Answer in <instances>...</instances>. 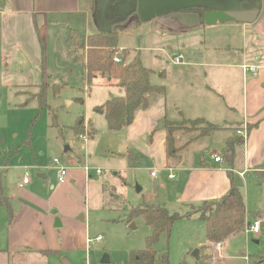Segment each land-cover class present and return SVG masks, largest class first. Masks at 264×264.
Masks as SVG:
<instances>
[{
	"label": "rangeland",
	"instance_id": "1",
	"mask_svg": "<svg viewBox=\"0 0 264 264\" xmlns=\"http://www.w3.org/2000/svg\"><path fill=\"white\" fill-rule=\"evenodd\" d=\"M96 6L94 0L91 7L92 18L95 16ZM177 13L184 12L173 14ZM169 15L172 14L160 15L149 21H139L136 19V12L133 13L120 24L116 45L120 52L125 48L140 51L142 64L153 70L151 74L154 73V81L151 83L164 84L157 79L163 76L157 75L165 71L168 75V87L172 91L169 73L174 69L170 60L174 55L195 51L196 53L191 55L199 59V53L203 52L199 50L198 41L203 35L204 39L217 40L216 45L219 47L232 44V49L233 34L237 29L228 30L221 26L210 29L198 23V26L186 32H174L171 30L173 26L168 29L164 24L163 18ZM178 23L176 28H181V23ZM68 27L81 34L88 30H85L87 26L83 17L76 18L68 25L61 23L50 26L48 45L45 47L46 62L42 67L40 65L27 69L0 61V248L7 247L10 238L9 212L7 206L1 204V200L5 198L15 209L16 200L21 197L17 193L16 183L22 180V173L28 172L30 175L32 184L35 185L31 191L37 196L47 198L52 191L42 186V181L36 175L38 170L43 168L52 182L53 158H58L66 166L80 158L91 168L103 171V176L99 177L103 183L111 172L120 171L119 175L123 179L110 177L113 178L114 185L118 182L119 189L120 182L123 187L121 191L116 192L105 183L106 201L103 209H87L83 222L65 223L55 228V231H58L56 235H47L50 243L61 244L72 264H102L100 259L103 254L109 256L107 264H128L130 251L144 249L151 233V227L131 212V207L144 202L159 204L169 213L177 212L180 215L171 224L169 232L162 233L153 244L161 254L167 255L168 264H264V174L260 177L248 175L246 188L244 182H240L246 214L251 218L260 216L262 221L260 234H250L246 237L243 232L244 223L241 230L220 241L222 249L218 255L213 243L206 241L204 221L197 214L186 216L185 213L190 209H185L179 204L178 191L174 189L177 179L168 178V169H157L154 165L157 160L150 158V145L148 140L143 139L144 133L137 137L136 134L129 135L126 129L109 130L104 117L93 110V105L103 96L108 95V98H111L122 92H118L119 88L116 86H98L97 81L88 83L84 60L75 58L70 52ZM91 28L89 30H96ZM129 53L127 60L131 58L133 51ZM56 85L61 87L54 92L53 89L56 88L53 87ZM163 86L166 87L165 84ZM39 92L43 93V103L37 96H31ZM79 97L83 98V105L79 102ZM155 100L157 99L153 102ZM81 115L91 118L94 128L93 137L86 141L79 139V134L72 129L76 118ZM52 117L55 120H52ZM180 122L184 123L176 121L173 125L176 127ZM196 125L198 130L205 124ZM83 131L89 135L88 128L84 127ZM126 143L133 155H138L137 164L133 166H129L125 157ZM82 144L86 145L85 150L81 149ZM151 169L155 174L158 171L155 178L150 177ZM173 172L177 175L175 169ZM137 187H140V191H137ZM77 189L80 190H77L74 196L80 198L83 188ZM66 196L67 194H64L60 200L65 202ZM51 210L57 209L53 207ZM98 235L102 237L100 240L95 239ZM86 238L91 240L87 247ZM195 249H199L198 259L192 255ZM76 251H79L77 255L82 251L80 261L75 259ZM44 253L47 255L51 251ZM85 255L87 262L84 260ZM9 264L62 262L56 256L19 253L10 259Z\"/></svg>",
	"mask_w": 264,
	"mask_h": 264
},
{
	"label": "crops",
	"instance_id": "2",
	"mask_svg": "<svg viewBox=\"0 0 264 264\" xmlns=\"http://www.w3.org/2000/svg\"><path fill=\"white\" fill-rule=\"evenodd\" d=\"M244 1L240 0V3L243 4ZM93 4L94 0H0V61L27 69L40 65L42 67L46 62L45 47L48 45L50 26L61 23L68 25L76 18L83 17L87 26L85 30L88 29L84 35L99 30L97 16L91 17ZM257 10V17L252 22L223 21L206 24L202 20L199 21L202 27L210 29L217 26L228 30L236 28L237 31L233 34V50L230 46L232 44L219 47L216 45L217 40L204 39L203 35L198 41L199 50L203 52L199 53V59L191 55L196 53L195 51L188 52L183 55L181 63L173 64L174 69L169 73L172 91L168 87V75L161 71L157 77H163L157 79L166 85L165 93L156 98L154 96L148 108L138 109L132 123L122 128L126 129L129 135L136 134L137 137L144 133L143 139L148 140L150 145V158L157 160L154 162L157 169H172V172L175 169L177 175L173 172L174 177L170 179H177L174 189L178 191L179 204L185 209L191 210L205 200L221 198L232 183L242 193L240 182L243 181L246 188L248 175L260 177L264 174L261 168L264 163V0H260ZM163 19L168 29L173 26L170 29L174 32H186L198 26L194 18L188 15H169ZM178 22L181 23V28H176ZM90 27L96 30H89ZM69 29L74 28L68 27ZM242 64H255L258 69L254 72H244ZM151 71L153 72L152 69ZM95 81L98 86L107 87L102 79ZM109 86L118 87V92L123 94L120 85L115 83ZM106 99L108 95L103 96L93 107ZM154 99L157 100L153 102ZM98 114L104 117L103 114ZM199 118L216 125L217 128L197 138V129L175 131V145H181L189 138L192 140L189 139L185 147L177 152L176 157L167 162L165 123ZM90 119L83 117V125L89 130L88 140L93 137L94 132ZM239 128H245L247 132L245 140L242 139L241 142H238L241 137L237 134ZM127 144L125 157L129 166H133L137 164L138 155H133ZM85 146L82 144L81 149L85 150ZM227 148L231 149L228 161L223 155ZM214 155H219L221 161H214ZM82 161L76 158L73 164L68 163L69 166L59 161L68 169L65 183L56 181L54 164L51 168L54 169L51 175L53 183L43 168L38 170L36 175L42 181V186L52 191L47 198L37 196L31 191L35 185L29 175L26 184L20 185L21 180L16 183L17 193L21 197L16 200L15 209L9 201L2 199V205L7 206L11 214V221L8 222V246L0 248V264H9L10 259L19 253L67 259L66 250L59 242L50 243L47 235H56L58 231H55V228L65 223L83 222L87 209H103L106 201L105 183L116 192L121 191L123 187L119 180V189L118 182L114 185L113 178L110 177L123 179L119 175L120 171L111 172L103 183L99 178L103 176V171L96 174L94 168H90L87 173L84 166L89 164ZM142 163L145 164L143 160ZM157 173L158 171L153 177L150 174V177L155 178ZM23 175L24 173L22 177ZM77 188H83L80 198L74 196L76 191L80 190ZM64 194H67L64 197L66 201L62 202L60 198ZM53 207L57 210H51ZM81 215L83 218H80ZM56 217L59 219V226L55 224ZM259 217L251 218L247 215L249 221ZM46 251L51 253L45 255ZM78 252L75 253V259L80 261L82 251L77 255Z\"/></svg>",
	"mask_w": 264,
	"mask_h": 264
},
{
	"label": "trees",
	"instance_id": "3",
	"mask_svg": "<svg viewBox=\"0 0 264 264\" xmlns=\"http://www.w3.org/2000/svg\"><path fill=\"white\" fill-rule=\"evenodd\" d=\"M124 0H115L108 7L109 10L119 11L118 5ZM244 7L246 9L257 8L260 0H245ZM137 0H129L136 7ZM97 6L95 8V16H97ZM107 10V16H108ZM120 18L111 24L109 29H99L96 32L84 35L75 29H69L68 41L71 42L70 52L75 58L84 60V68L88 83L96 79H102L106 85L118 84L123 89V94L113 96L106 99L103 103L95 105L93 110L104 115L107 128L109 130H120L130 125L133 121L134 114L138 109H146L151 104L154 96L163 95L165 87L162 84L151 83V69L144 66L139 57V53L135 49H122L121 52L117 48L118 28L123 19L121 13ZM83 53L79 54V50ZM133 50L130 59H126ZM118 57L119 62H115L114 58ZM61 85L53 88L54 92ZM43 93L32 94L37 96L39 101L43 103ZM83 103V98H78ZM52 120H55L52 117ZM184 123L175 122L165 123V143L167 162L171 158H175L177 152L182 150L189 142H182L181 145H175V131H187L197 129V123L205 125L198 129L195 138L203 137L210 131L217 128L216 125L208 123L203 119L187 120ZM83 117L76 118L72 127L76 134L82 133L84 129ZM186 123H189L188 125ZM192 140V139H190ZM242 138L238 139L241 142ZM184 143V144H183ZM231 149L227 148L223 151V155L230 160ZM264 170V163L261 165ZM264 173V171H262ZM3 204V200H1ZM131 212L151 227V233L147 237V244L144 249L130 251L128 256V264H168V257L165 253H160L153 247V244L159 239L162 233H168L173 221L179 217V213H169L168 210L158 204L141 203L139 206L131 207ZM10 213V212H9ZM197 214L204 221L205 238L207 243H218L224 240L229 234L242 229L244 223H248L246 217V208L244 204L243 194L232 183L231 187L221 198L216 200H205L193 209L185 213L186 216ZM11 221V214L8 215V222ZM204 258L206 256L203 255ZM201 258V257H200Z\"/></svg>",
	"mask_w": 264,
	"mask_h": 264
},
{
	"label": "water",
	"instance_id": "4",
	"mask_svg": "<svg viewBox=\"0 0 264 264\" xmlns=\"http://www.w3.org/2000/svg\"><path fill=\"white\" fill-rule=\"evenodd\" d=\"M113 1L115 0H96L99 29H109L114 22L113 17L111 19L107 17V6ZM245 2L241 4L240 0H138L136 13L141 21H148L164 14H172L176 16L188 15L190 18H194L195 23H199L201 20L206 24L223 21L252 22L257 17L258 10L257 8L246 10L244 7ZM256 6H258V3ZM193 8H201L205 11L173 14L181 10ZM80 53H82V50H80ZM159 126H161V121L159 122ZM137 191H140V187H137ZM80 218H83V216L81 215ZM55 224L56 226L60 225L58 217L55 218ZM255 242L258 243V241ZM192 255L198 259L199 249H195ZM61 262L62 264H70L67 259H61ZM100 263H109V256L103 254Z\"/></svg>",
	"mask_w": 264,
	"mask_h": 264
},
{
	"label": "built area",
	"instance_id": "5",
	"mask_svg": "<svg viewBox=\"0 0 264 264\" xmlns=\"http://www.w3.org/2000/svg\"><path fill=\"white\" fill-rule=\"evenodd\" d=\"M171 62L173 64H179L182 62L183 60V54L182 53H178L176 55H174L171 59ZM115 62H119V58L115 57L114 58ZM242 70L244 72H254L258 69V65L255 64H242L241 66ZM237 134H239L241 136V138L243 140H245L246 136H247V132L245 128H239L237 130ZM79 139L85 141L88 138V134L87 133H80L78 136ZM214 161L219 162L221 161V157L219 155H214L213 156ZM53 164H54V169H55V178L56 181L58 183H65L67 181V176H68V169L66 166L60 164L59 159L58 158H53L52 160ZM91 167H89L88 165L84 166V170L88 173ZM169 173H168V177L169 178H173L174 174L172 172V169H168ZM94 171L96 174H100L102 172L101 169L98 168H94ZM151 176L155 175V171H151L150 172ZM240 175H243V173H240ZM29 181V174L28 172H25L22 180H21V184H26ZM261 220L260 219H253L248 221V223L245 224L243 232L245 233L246 237H248L250 234L257 236L260 233V229H261ZM102 237L101 236H97L95 239L96 240H100ZM91 243L90 239H86V247ZM213 247L214 250L217 251L218 255L221 252L222 247L220 246V243H213ZM85 262H87V258L86 255L84 257Z\"/></svg>",
	"mask_w": 264,
	"mask_h": 264
},
{
	"label": "flooded vegetation",
	"instance_id": "6",
	"mask_svg": "<svg viewBox=\"0 0 264 264\" xmlns=\"http://www.w3.org/2000/svg\"><path fill=\"white\" fill-rule=\"evenodd\" d=\"M110 4H108V6H107V10L109 11L108 12V16L111 17V18L113 17V19H114L113 21H116V20H118L121 17L119 13H121L124 16L123 19L121 20V21H124L127 17L132 16V14L136 12V7L133 10V5L129 3V0H124L123 2H121L118 5L119 11L109 10L108 7L110 8V6H109ZM136 6H137V2H136ZM200 11L203 12L205 10H203L201 8H193V9L181 10L179 12H197V13H199ZM136 19H138L139 21H141L140 18H139V16H138V14L136 16Z\"/></svg>",
	"mask_w": 264,
	"mask_h": 264
}]
</instances>
